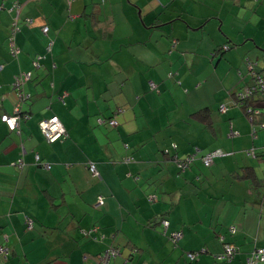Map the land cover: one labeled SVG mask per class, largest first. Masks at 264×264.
Wrapping results in <instances>:
<instances>
[{"label": "crops", "instance_id": "1", "mask_svg": "<svg viewBox=\"0 0 264 264\" xmlns=\"http://www.w3.org/2000/svg\"><path fill=\"white\" fill-rule=\"evenodd\" d=\"M0 64V264H98L110 247L107 264H243L264 247L261 199L235 175L263 177L247 150L264 146V125L233 99L264 73V0H0ZM21 71L11 130L1 115ZM52 115L66 136L49 142L39 121ZM197 148L221 153L181 171L170 160ZM220 235L238 245L229 260Z\"/></svg>", "mask_w": 264, "mask_h": 264}, {"label": "built area", "instance_id": "2", "mask_svg": "<svg viewBox=\"0 0 264 264\" xmlns=\"http://www.w3.org/2000/svg\"><path fill=\"white\" fill-rule=\"evenodd\" d=\"M68 1H70V0H68ZM14 6L18 7L17 4H15ZM27 22H31V18H28ZM41 30L43 32H47L48 25L47 24L42 25ZM10 50H11V53H14L15 51H17V49L14 48L12 45H10ZM39 58H40V55H38L34 59L33 63L35 65H38V59ZM0 68H1V64H0ZM29 77H30V71H21L14 76L12 84H13V88L16 89V91H17L18 101L15 104L13 114L1 115L2 121H4L11 130L16 129L18 126V118L20 116L19 105H20L22 98L24 97V94L22 93L21 87H22L23 83L27 79H29ZM253 78H254L253 84L249 88L246 89V93L245 92L240 93L239 97L240 98L244 97V98L248 99L253 95V98L255 99L253 101H256L258 99V100H262L264 102V77L260 76L259 74H254ZM150 86L154 87L152 82H150ZM226 108H227V106L225 103H220L218 105V110L221 112H224L226 110ZM257 112H258V110L254 109V113H257ZM98 121H103V119L98 118ZM108 122L110 124H116L115 118L108 119ZM39 127H40L41 132L45 136L46 140L49 142H53L59 138L66 136V130H65L63 124L61 123V121L57 115H52L48 118H42L39 121ZM231 133H233V131H231ZM220 153H221L220 149H214V150L207 152L202 158L204 165L210 164L212 162V157L217 155V154H220ZM249 153L251 155H254L255 152L253 149H250ZM194 156H195V153H190L187 156H185V159L178 160L177 164L181 167H184L189 162H191L193 160ZM35 160L38 161L39 163H41V165L43 167H45V168L49 167V163L42 162L38 154H35ZM18 163H21L20 159H19ZM88 168H89L91 173H93L94 175H98V171H97L95 163L90 162L88 165ZM102 199L103 198L100 196L98 198V203H101ZM162 224H163V233H165L167 221L165 219H163ZM31 226H32V221L27 219V228H30ZM170 237H171L172 241H175L181 237V232L180 231H172L170 233ZM236 251H237L236 246H234L231 243H226L224 246L223 252L218 254L217 257L221 258V259H230ZM7 252H8V248L4 245H0V253L6 254ZM117 254H119V250L116 247L115 248L110 247V248L106 249L103 253L98 255V261L100 264H105L107 259L114 257ZM187 255L190 258H192L194 256V253L188 252ZM260 262H264V248L263 247H257L251 253H249L245 257L243 264H258Z\"/></svg>", "mask_w": 264, "mask_h": 264}, {"label": "trees", "instance_id": "3", "mask_svg": "<svg viewBox=\"0 0 264 264\" xmlns=\"http://www.w3.org/2000/svg\"><path fill=\"white\" fill-rule=\"evenodd\" d=\"M254 74H259L260 76H262V77H264V73H261V71H253L252 73H251V81L247 84V85H245V86H243L241 89H238V90H236V91H234V93H233V99H234V101H235V103H237V105H239V106H241L242 108H243V111H244V113H245V115H246V117H247V119L250 121V123L252 124V125H255V123H257V126H262V125H264V102L262 101V100H256V101H253V100H255L254 98H253V95L250 97V98H244V97H242V98H240L239 97V94L240 93H243V92H245L246 93V89L247 88H249L252 84H253V81H254V78H253V75ZM23 93V92H22ZM24 98V97H23ZM23 98H22V100H23ZM233 101V102H234ZM220 103H225L226 104V106H227V108H228V105H227V103L226 102H220ZM219 103V104H220ZM218 104V105H219ZM227 108H226V110H227ZM217 109H218V106H217ZM254 109H257L258 110V112L257 113H254ZM225 110V111H226ZM204 108L203 109H200V110H198V111H196L194 114L195 115H198L201 119H204L205 118V115L206 114H204ZM219 111V110H218ZM224 111V112H225ZM219 112H221V111H219ZM262 117V118H261ZM110 118H113V117H110ZM110 118H108V119H110ZM108 119H107V121H108ZM258 120V121H257ZM110 124V123H109ZM111 125H114V124H111ZM253 131H254V129H253ZM233 133H235V132H233ZM212 150H214V149H212ZM254 150V149H253ZM199 148H197L196 150H194L193 152H191V153H195V156H194V158H193V160L191 161V162H189L186 166H184V167H181V166H179L178 164H177V161L178 160H183V159H185V156H187L188 154H190V153H188L187 155H185V156H183V157H179V156H177L176 155V153L175 154H173V155H171L170 156V160L171 161H173V163L176 165V167L181 171V170H184V169H187L188 167H190V165H191V163L192 162H194L195 161V159H197V157H199L200 159H201V161H202V163H203V160H202V158H203V156L207 153V152H209V151H207V152H204V153H200V154H198L199 153ZM211 151V150H210ZM254 155H251L250 153H249V150H247V154H249V155H251L253 158H257V159H259V160H264V146L263 147H261L260 148V150H254ZM131 160V157L130 156H127V157H125L124 158V161H130ZM38 164H40L41 165V163H39L38 161H36ZM212 163V162H211ZM211 163L210 164H208V165H205V166H210L211 165ZM204 164V163H203ZM235 175L236 176H239L240 178H249L250 179V183H251V186L253 187V189L256 191V193L258 194V196H259V198L261 199L260 201V203H261V205L264 207V170H263V177L262 178H259L258 176H257V174H256V172H255V170H254V168H253V166L252 165H244V166H242L239 170H237L236 171V173H235ZM150 196H153V195H150ZM153 198H154V196H153ZM164 218H161V220H160V222L162 223V220H163ZM166 220V219H165ZM228 231L230 232V233H234L235 232V227H234V225H229L228 226ZM220 237H221V239L223 240V236L222 235H220ZM168 238L171 240V237H170V232H169V234H168ZM181 238V237H180ZM179 238V239H180ZM179 239H177V240H175V241H172L171 240V242L173 243V244H176L178 241H179ZM222 243H223V248H222V251L221 252H223V249H224V246H225V244L226 243H231V244H233L234 246H236L237 247V251H238V245L237 244H235V243H233V242H230V241H225V240H223L222 241ZM257 247H262V246H255L251 251H249L246 255H245V257L249 254V253H251L254 249H256ZM264 248V247H263ZM133 250H136V249H133ZM236 251V252H237ZM188 252H191V253H194V256L192 257V258H190L188 255H187V253ZM220 252V253H221ZM235 252V253H236ZM219 253V254H220ZM234 253V254H235ZM233 254V255H234ZM185 255H186V257L188 258V259H193L196 255H197V251L196 250H190V251H187L186 253H185ZM218 255V254H217ZM217 255H216V258L217 259H219V260H229V259H221V258H218L217 257ZM233 257V256H232ZM231 257V258H232ZM245 257H244V259H243V262H244V260H245ZM230 258V259H231Z\"/></svg>", "mask_w": 264, "mask_h": 264}, {"label": "water", "instance_id": "4", "mask_svg": "<svg viewBox=\"0 0 264 264\" xmlns=\"http://www.w3.org/2000/svg\"><path fill=\"white\" fill-rule=\"evenodd\" d=\"M109 259H110V258H109ZM109 259H107V261H108ZM107 261H106V263H105V264H107ZM98 264H100V263H99V261H98Z\"/></svg>", "mask_w": 264, "mask_h": 264}, {"label": "rangeland", "instance_id": "5", "mask_svg": "<svg viewBox=\"0 0 264 264\" xmlns=\"http://www.w3.org/2000/svg\"><path fill=\"white\" fill-rule=\"evenodd\" d=\"M257 125V124H256Z\"/></svg>", "mask_w": 264, "mask_h": 264}]
</instances>
